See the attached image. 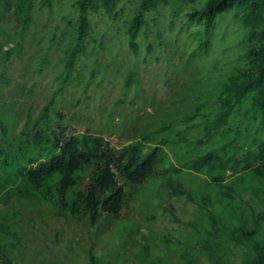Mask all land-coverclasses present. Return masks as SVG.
I'll return each instance as SVG.
<instances>
[{
  "label": "trees",
  "instance_id": "16d2710c",
  "mask_svg": "<svg viewBox=\"0 0 264 264\" xmlns=\"http://www.w3.org/2000/svg\"><path fill=\"white\" fill-rule=\"evenodd\" d=\"M198 1L140 0L128 23L129 45L136 51V38L146 31L143 12L166 7L171 23L184 13L187 23L201 27L194 52L198 57L208 54L215 41L239 35L236 47L241 52L233 66L238 74L199 82L191 53L174 72L177 81L170 82L171 96L151 101L134 114L130 128L137 133L127 143L115 146L100 135H80L62 122L64 88L56 91L37 114L31 108L20 114L12 100L0 103V190L8 189L18 208L28 199L48 205L57 215L94 225L103 214L118 217L128 186L144 183L157 168L175 173L173 178L159 182L160 197L169 200L185 196L196 201L206 216L203 233L211 239L217 237L227 220L220 216L228 214L236 219L239 215L240 189L248 186L264 202V0H203L202 6ZM34 3L0 0L1 87L8 85V64L21 48L15 39L26 35ZM118 3L74 0L78 16L58 76L64 87L86 52L92 31L89 13H110ZM11 42L14 46L4 50ZM219 61L213 67H219ZM182 77L186 78L178 86ZM135 78L136 73L130 72L124 89L135 83ZM122 103L120 100L117 105ZM189 122L195 130L192 141L179 138L171 126ZM230 173L235 175L231 177ZM19 211L10 218L18 217ZM233 239L244 247L241 264H264V222L242 229ZM10 244L11 240L0 238L3 264H11L5 258Z\"/></svg>",
  "mask_w": 264,
  "mask_h": 264
},
{
  "label": "rangeland",
  "instance_id": "374dc122",
  "mask_svg": "<svg viewBox=\"0 0 264 264\" xmlns=\"http://www.w3.org/2000/svg\"><path fill=\"white\" fill-rule=\"evenodd\" d=\"M48 1L35 0L26 35L15 39L21 48L8 64V85L0 84V103L12 100L20 114L26 108L37 114L56 91L64 88L62 122L77 134L100 135L118 146L136 137L130 124L141 106L171 96L170 82L177 81L174 72L191 53L199 82L238 74L233 66L241 52L236 47L239 35L215 41L208 54L198 57L194 52L201 27L187 23L184 13L171 23L166 7L143 12L146 31L136 38L137 50H133L126 33L140 0H119L110 13H89L92 31L86 52L64 87L58 76L78 13L74 0ZM203 3L198 1L199 6ZM2 25L8 27L6 22ZM218 61L219 67H213ZM132 71L136 73L135 83L124 89V80ZM185 78L178 79V86ZM120 100L124 103L117 105ZM192 123L171 126L179 138L192 141ZM174 176V172L157 168L144 183L129 185L120 215L103 214L94 225L57 215L48 205L28 199L18 208L8 189L0 190V238L12 241L5 258L11 264H241L244 247L233 237L264 222L262 196L248 186L240 189L239 215L236 219L228 214L220 216L227 220L211 239L203 233L206 216L196 201L185 196L169 200L160 197L159 182ZM217 206L215 203V216ZM6 209L10 212L5 213ZM18 209L20 215L10 218ZM3 257L0 251V264Z\"/></svg>",
  "mask_w": 264,
  "mask_h": 264
}]
</instances>
